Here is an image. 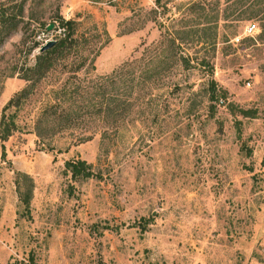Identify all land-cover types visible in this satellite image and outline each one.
I'll use <instances>...</instances> for the list:
<instances>
[{
  "label": "rangeland",
  "instance_id": "1",
  "mask_svg": "<svg viewBox=\"0 0 264 264\" xmlns=\"http://www.w3.org/2000/svg\"><path fill=\"white\" fill-rule=\"evenodd\" d=\"M20 1L0 40V114L59 19L86 38V60L55 59L4 110L15 128L0 156V264H264V0L0 10ZM68 159L92 177L71 179Z\"/></svg>",
  "mask_w": 264,
  "mask_h": 264
},
{
  "label": "trees",
  "instance_id": "2",
  "mask_svg": "<svg viewBox=\"0 0 264 264\" xmlns=\"http://www.w3.org/2000/svg\"><path fill=\"white\" fill-rule=\"evenodd\" d=\"M226 1H232V0H226ZM242 0H238V4H241ZM154 3L159 5V0H154ZM231 7L233 8L234 3H231ZM205 3H195L192 5L191 9H197L199 11V18H203L202 20H205L206 14L205 11L209 9L205 8ZM215 8H212L214 11ZM22 1L19 2L18 7L14 10L13 12H7L6 9L0 10V31H1V36L0 40H2L4 37H7L10 35L15 29L17 28L18 25V19L21 18L22 15ZM246 13V16L244 19H248L249 13L246 12V10L243 11ZM248 13V14H247ZM232 13L227 12L226 16H230ZM224 15V17H226ZM58 28L61 30L60 35L57 39V41L50 45L48 48L40 51L36 56H35V61L34 64L28 68V72L30 73L29 75L25 76V80L29 81L30 84L27 87H24L20 91H18L14 96L8 99L6 104L2 107V112L0 114V149H1V154L0 156L2 157L4 154L3 151V144L2 142L6 140V138L10 135V133L13 131L15 128V124L12 120V116H6L4 114V110L9 107L11 104H17L21 99L26 97L27 93H29V88L39 79L42 78V76L49 70V68L52 66L53 61L57 58H63L67 57L71 52L77 55L76 57L80 58V64L83 65L85 63V58L86 56L81 52L83 50L84 44L86 43V38L82 34H78L76 32V24L74 20L72 19H59L58 20ZM94 54L92 55L95 56L97 54V51L94 49L93 50ZM89 59V64H91L90 69H94L92 62L93 58ZM85 59V60H84ZM80 66H77L76 69H79ZM77 71V70H76ZM115 74V72L113 73ZM113 76L110 77H103V82L105 80L112 78ZM211 83V82H210ZM110 84V83H109ZM112 84V83H111ZM77 92L76 90L70 91L68 94L71 96L72 93ZM63 94L66 93V91H62ZM217 93L214 92L213 88H211L209 92V100L212 101L217 98ZM69 109V108H68ZM104 111H108L109 107L105 106ZM68 111H75L74 109H70ZM98 113H100V110H97ZM77 113V112H76ZM64 171L67 172L70 176L71 179H77V178H91L92 173L89 168V164L86 163L84 160L81 159H68L64 161Z\"/></svg>",
  "mask_w": 264,
  "mask_h": 264
},
{
  "label": "water",
  "instance_id": "3",
  "mask_svg": "<svg viewBox=\"0 0 264 264\" xmlns=\"http://www.w3.org/2000/svg\"><path fill=\"white\" fill-rule=\"evenodd\" d=\"M53 42H54V41H51V40L47 41L44 45H42V46L38 49V51L40 52V51H42V50L48 48L50 45H52Z\"/></svg>",
  "mask_w": 264,
  "mask_h": 264
},
{
  "label": "built area",
  "instance_id": "4",
  "mask_svg": "<svg viewBox=\"0 0 264 264\" xmlns=\"http://www.w3.org/2000/svg\"><path fill=\"white\" fill-rule=\"evenodd\" d=\"M254 28V24L251 23V24H247L246 27H245V33L246 34H249Z\"/></svg>",
  "mask_w": 264,
  "mask_h": 264
}]
</instances>
